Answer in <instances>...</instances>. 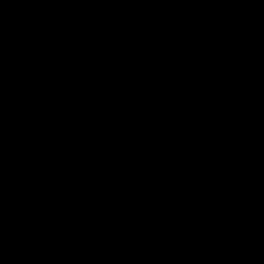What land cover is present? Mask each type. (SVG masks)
<instances>
[{
    "label": "trees",
    "instance_id": "obj_1",
    "mask_svg": "<svg viewBox=\"0 0 264 264\" xmlns=\"http://www.w3.org/2000/svg\"><path fill=\"white\" fill-rule=\"evenodd\" d=\"M263 2L0 0V264L264 257Z\"/></svg>",
    "mask_w": 264,
    "mask_h": 264
},
{
    "label": "rangeland",
    "instance_id": "obj_2",
    "mask_svg": "<svg viewBox=\"0 0 264 264\" xmlns=\"http://www.w3.org/2000/svg\"><path fill=\"white\" fill-rule=\"evenodd\" d=\"M262 6H264V2L262 3ZM245 77H253L257 79L256 88L258 90V94L256 97L246 100L244 99V101L241 98H238V105L241 108H245L248 105L264 104V72L249 71L245 74ZM5 188H3L0 184V192H2ZM243 220L248 226L250 225L256 227L264 233V220L260 212L247 213ZM236 245L238 248L243 250L247 258L246 264H264V257H261L263 252L261 244L239 241Z\"/></svg>",
    "mask_w": 264,
    "mask_h": 264
}]
</instances>
